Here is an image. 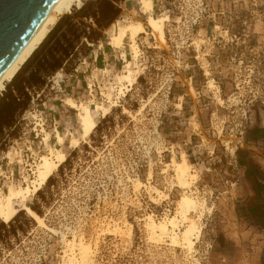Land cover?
Segmentation results:
<instances>
[{"label":"rangeland","instance_id":"rangeland-1","mask_svg":"<svg viewBox=\"0 0 264 264\" xmlns=\"http://www.w3.org/2000/svg\"><path fill=\"white\" fill-rule=\"evenodd\" d=\"M138 2L127 0L116 22L144 25L138 58L128 47L108 45L114 24L88 57H81L77 71L68 76L62 71L63 81L48 83L35 96L19 125V139L0 153V192L7 193L33 179L30 170L45 154L43 131L53 147L55 130L79 138L80 120L66 106L68 99L99 105L111 96L118 102L87 143L71 148L67 135L62 151L69 161L28 203L42 209L45 227L25 211L14 224L16 217L0 221V264H67L65 241L74 238L91 247L93 264H264V0H154L153 16L168 17L165 43ZM183 27H191L196 52L178 44L187 40ZM127 64L132 76L139 79L148 71V78L116 100L119 88L128 86ZM173 67L180 72L166 105L153 95ZM177 103L183 104L179 116ZM160 120L164 124L158 127ZM183 155L195 177L188 189L167 168L174 160L181 163ZM185 195L200 207L187 218L198 222L202 216L193 253L167 238L150 240L146 228L149 216L156 221L176 216ZM167 201L173 202L168 211ZM27 220L34 224L23 225Z\"/></svg>","mask_w":264,"mask_h":264},{"label":"bare ground","instance_id":"bare-ground-1","mask_svg":"<svg viewBox=\"0 0 264 264\" xmlns=\"http://www.w3.org/2000/svg\"><path fill=\"white\" fill-rule=\"evenodd\" d=\"M138 3L141 13L148 16V25L157 30L160 41L165 43L166 36L164 29L168 17L155 18L153 16L154 0H139ZM83 5L84 0H60L56 4L36 32L32 35L30 40L0 76V96L6 90V85L16 78L34 53L55 29L60 20L64 16L71 14L74 8L81 9ZM118 24L119 22L115 23L114 27L116 30L108 45L116 49L128 47L132 51L134 58H138L140 51L137 39L141 35L146 34L144 25L140 22L127 23L125 26H120ZM123 57L125 58V55ZM59 75L61 76V73H59ZM132 75L131 65L127 64L124 80L128 86H122V89L119 88V94L116 100H120V97H125L126 93L130 92V89L136 84L138 76L136 77ZM210 86L211 88H214L213 84ZM218 101L222 103L219 98ZM65 104L67 107L77 112L80 120L79 138L73 133L69 132L67 134L70 136V147L74 149H77L81 143H87L88 138L98 128L101 121L111 114L113 108L118 107V102L114 101L111 96L99 105L94 104V102L89 105L77 104L72 99H68ZM124 113L130 115L126 110ZM43 132L44 136L42 144L45 149V154L41 156L39 162H37L35 166H31L32 168L30 171L32 172L33 179L28 182L25 181V184L18 188L10 186L7 193L0 192V221L6 224L11 222L20 211H25L26 214L38 224V226L45 227L44 220L29 207L28 203L43 189L49 179L53 177V175L67 161V156L62 151L67 135L63 137L55 130L57 147H53L50 145L51 135L45 131ZM10 156L9 153L7 158H10ZM181 160V163H177L175 160L172 161V164L167 166V168L172 167L176 172L178 185L184 189H188L190 181L192 182L195 177L190 176L191 167L187 164L184 155ZM18 161L20 164L24 162L22 155H20ZM151 177L152 175L150 174L149 178ZM204 207L205 206H202L201 209H204ZM199 208V204L194 198L185 195L179 202L176 216L171 217L167 221H156L152 216H149L146 218V228L150 235V240L156 241L161 240L162 238H167L170 239L173 247H182L189 253L195 252L196 241H199L202 233V227L200 226V223H198L202 216L199 217L198 222L189 220L187 216L191 212H197ZM185 225L186 227L181 233L180 228ZM180 233L182 234L181 237L179 236L181 235ZM115 234L122 237V233L119 231H116ZM129 236H131V231ZM129 236L128 238H131ZM65 243L67 264H93L91 247L85 244L83 239L77 241L76 238H74L70 242L65 241Z\"/></svg>","mask_w":264,"mask_h":264},{"label":"trees","instance_id":"trees-1","mask_svg":"<svg viewBox=\"0 0 264 264\" xmlns=\"http://www.w3.org/2000/svg\"><path fill=\"white\" fill-rule=\"evenodd\" d=\"M125 2L126 0H90L80 10L74 11L58 23L0 98V153L7 150L10 142L19 139L22 118L31 108L35 96L48 86V79L60 71L67 76L74 72L78 63H81V57L87 58L92 46H98L104 39V34L122 18V5ZM100 126L101 124L98 128ZM68 161L69 159L66 163ZM50 183L51 178L48 185ZM261 195L264 197V193ZM37 196L40 197L41 192ZM258 206L257 201L252 208L256 210ZM49 207L46 204V208ZM31 208L36 214L44 216L40 207ZM23 214L20 213L11 224L19 221ZM22 224L26 226L34 223L27 220ZM3 227L6 228L5 225ZM8 228L12 229L10 224ZM18 228L17 231L25 233L21 227ZM17 231H12L15 236Z\"/></svg>","mask_w":264,"mask_h":264},{"label":"water","instance_id":"water-1","mask_svg":"<svg viewBox=\"0 0 264 264\" xmlns=\"http://www.w3.org/2000/svg\"><path fill=\"white\" fill-rule=\"evenodd\" d=\"M60 0H0V76Z\"/></svg>","mask_w":264,"mask_h":264},{"label":"built area","instance_id":"built-area-1","mask_svg":"<svg viewBox=\"0 0 264 264\" xmlns=\"http://www.w3.org/2000/svg\"><path fill=\"white\" fill-rule=\"evenodd\" d=\"M199 12L201 14H203L202 11H199ZM194 25H196V22L194 23ZM183 28H185V27H183ZM184 32H185V36H186L187 40L186 41L181 40L178 44L181 45L182 50H186L187 53L189 51H191V50L196 52L195 51V46L192 44V41L190 39V37L193 35L191 27H186ZM175 47H177V46H175ZM194 58L197 60V57H194ZM147 72L148 71H146V73H143L142 76L138 79V81L142 77H143V79L147 80V78H148L147 77ZM179 72L180 71L176 67H173L172 70H171V73L169 75H167V80L162 84V86L153 95L154 97H157L158 95L162 96L163 100L166 102V105H168L170 103V97L172 95L173 90L175 89L174 82L177 81V77L179 75ZM60 73L62 75V71H60ZM62 76L59 79L58 78V73H57L56 75H54L53 77L48 79V83H53V84L57 85L59 83V80L63 81ZM192 79H193V77L189 78V82L190 83H192ZM182 86H184V85H182ZM97 87H99V86H97ZM99 94L101 96V92ZM130 94H131V92L130 93H126L127 96H129ZM101 98H102V96H101ZM127 99H128V97L125 99V101ZM124 102H122V103H124ZM32 103H34V99H33ZM179 104H181V108H178ZM173 107H174V110L177 112L175 115H177V116L181 115V113L183 112V104L182 103H177V104H174ZM165 108H167V107H165ZM162 116H164V115L162 114L159 119H161ZM163 124H164L163 120H160L158 127H160ZM188 124L191 125L190 122H188ZM183 125H187V121H184ZM166 203H167L166 205L168 207L166 210L168 211V209H170V207L173 205V202L168 204V201H167Z\"/></svg>","mask_w":264,"mask_h":264},{"label":"crops","instance_id":"crops-1","mask_svg":"<svg viewBox=\"0 0 264 264\" xmlns=\"http://www.w3.org/2000/svg\"><path fill=\"white\" fill-rule=\"evenodd\" d=\"M126 2H127V0H126ZM126 2L124 3V4H126ZM122 8H123V5H122ZM72 99V98H71ZM74 100V99H73Z\"/></svg>","mask_w":264,"mask_h":264}]
</instances>
